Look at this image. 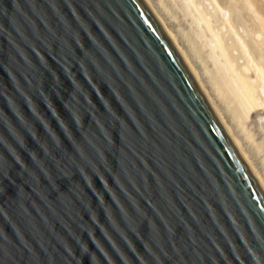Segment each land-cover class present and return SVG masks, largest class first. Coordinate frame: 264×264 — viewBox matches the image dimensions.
Here are the masks:
<instances>
[{
	"label": "water",
	"instance_id": "obj_1",
	"mask_svg": "<svg viewBox=\"0 0 264 264\" xmlns=\"http://www.w3.org/2000/svg\"><path fill=\"white\" fill-rule=\"evenodd\" d=\"M0 264H264V192L144 0H0Z\"/></svg>",
	"mask_w": 264,
	"mask_h": 264
},
{
	"label": "bare ground",
	"instance_id": "obj_2",
	"mask_svg": "<svg viewBox=\"0 0 264 264\" xmlns=\"http://www.w3.org/2000/svg\"><path fill=\"white\" fill-rule=\"evenodd\" d=\"M144 1L181 55L264 192L263 174L247 153L235 124L229 120L232 115L247 138L261 153L264 152V0H180L196 23L192 36L197 40L195 54L203 66L202 71L179 36L157 15L150 1ZM195 44L192 41V48ZM254 117L259 120L255 121ZM250 124L260 129L259 134L255 128H250Z\"/></svg>",
	"mask_w": 264,
	"mask_h": 264
},
{
	"label": "rangeland",
	"instance_id": "obj_3",
	"mask_svg": "<svg viewBox=\"0 0 264 264\" xmlns=\"http://www.w3.org/2000/svg\"><path fill=\"white\" fill-rule=\"evenodd\" d=\"M150 3L153 6V10L159 15L162 20L166 23L168 28L172 29L175 34H177L180 38V40L184 43L185 48L191 51H189L191 56L197 61L194 60V63L197 65V67L202 71L201 68H203L200 60L196 57L195 50L197 47V40L192 36V32L196 30V23L194 22V17L190 13V10H187L186 7H183L180 0H149ZM182 1V0H181ZM183 2V1H182ZM161 5V6H160ZM168 7V8H167ZM167 8V9H166ZM166 11H165V10ZM168 10V11H167ZM192 41L195 42V47L192 48ZM194 53H193V51ZM204 83L209 88L208 84L204 80ZM217 104L223 109V105L216 100ZM257 117V116H256ZM254 117V120L257 121L259 118ZM229 120L232 121L235 124V128L237 130V133L240 135L241 139L244 140L245 148L247 150V153L250 154L249 156L254 161V163L257 165L261 173L264 177V152L261 153L257 148L254 142L247 138L245 131L240 126L239 122L235 121L232 117V115H229ZM248 123H251V120L248 121ZM249 125V124H248ZM253 127L250 124V128ZM255 128L254 130L259 134L260 130L259 128ZM259 138V136H256Z\"/></svg>",
	"mask_w": 264,
	"mask_h": 264
}]
</instances>
